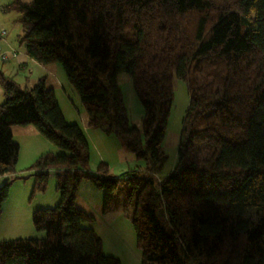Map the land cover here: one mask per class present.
<instances>
[{"label": "trees", "instance_id": "1", "mask_svg": "<svg viewBox=\"0 0 264 264\" xmlns=\"http://www.w3.org/2000/svg\"><path fill=\"white\" fill-rule=\"evenodd\" d=\"M6 10L20 16L26 55L60 65L87 126L118 138L147 176L114 178L102 162L89 171L87 140L45 79L27 88L0 73V177L18 160L12 127H32L66 153H46L29 168L33 193L56 173L58 205L31 215L44 238L0 242V264H121L83 227L94 222L76 206L83 180L102 191L103 213L130 184L141 264H264V0H11ZM120 73L142 108L141 131L128 125ZM173 78L189 105L175 167L160 179ZM9 187H0V214Z\"/></svg>", "mask_w": 264, "mask_h": 264}, {"label": "rangeland", "instance_id": "2", "mask_svg": "<svg viewBox=\"0 0 264 264\" xmlns=\"http://www.w3.org/2000/svg\"><path fill=\"white\" fill-rule=\"evenodd\" d=\"M21 1L28 3L30 0ZM10 3L11 0H0V29L5 31L6 35L3 37L4 40L9 41L10 45L13 47L21 49L19 38L22 32L18 22L20 16L16 11L6 10V7ZM52 66L58 68L59 71L57 72L54 70L53 76L48 75L46 87L55 89L56 97L61 103L62 110L69 121H73L68 113L72 115L70 109L72 110V103H74V111L82 114L87 124L86 111L74 89L67 82L61 66L58 64H53ZM28 71L29 70L26 69L25 73L29 81L23 82L21 87H32L37 82V79L44 75V73L35 70H33L31 74H28ZM22 76L21 72H19L16 78H14V81L20 82ZM116 84L126 109L128 125L141 131L143 111L133 92L130 77L125 73H120L116 78ZM64 91L66 92L65 94ZM172 92L173 104L165 130V137L161 145L162 151L167 159L157 174V177L160 179L166 177L175 167L182 120L189 105V96L183 82L173 78ZM1 96L0 101L3 103V96ZM74 114L76 121L80 123V117H78L75 112ZM24 128L26 127L15 126L11 128L13 141L19 146L18 160L14 173L8 175L12 176V178L9 177V182H4L5 180L2 179L0 180V187L6 183L10 184L8 198L1 206L0 242L17 239H43L44 234L36 232L32 227L31 215L35 210L54 208L59 202V194L56 191V173L53 171L49 172L50 177L44 192L33 193L35 172L29 171V168L38 157H40H33L32 153L34 148L41 151L43 146L47 148L51 146V148L56 150L58 155H65L66 153L56 149L42 137H33L23 134L21 130H24ZM27 128L28 130H33L31 127ZM97 132H99L97 133L99 138L96 136L92 139L89 138L90 142H88L89 171L94 173L97 166L102 162L107 165L109 175L114 178H121V180L131 178V181L135 182L147 176L145 173V163L143 161H136L118 138L106 136L100 130H97ZM201 147L202 146H199L197 148ZM135 174L137 178L133 179L132 176ZM81 183L91 187V185L84 180ZM129 187L130 184L126 182L121 184V191L118 192L117 195L118 205L114 210L107 213L102 212V201L100 203L103 197L102 191L95 189L96 192L100 194L99 202H95V205H97L94 209V211L97 210L94 212L96 218L94 222L85 224L83 227H94L97 235L102 241L103 254L105 256H113L117 258L121 264H141V254L136 248L135 235L130 222V215L134 204L128 205L127 193L125 192ZM78 192L77 205L79 207H84L82 206L84 188L79 186ZM105 222H109V226H105L107 225L104 224Z\"/></svg>", "mask_w": 264, "mask_h": 264}, {"label": "crops", "instance_id": "3", "mask_svg": "<svg viewBox=\"0 0 264 264\" xmlns=\"http://www.w3.org/2000/svg\"><path fill=\"white\" fill-rule=\"evenodd\" d=\"M0 41H1L0 42V51L5 52L7 54V56L9 57V59L6 62H1L0 61V73L4 77L10 78V79H12L14 81V78H16V76L19 74V72H21V74L23 75L22 76V80L20 82H15L14 81L18 85L21 86V84H23V82L25 83L26 81H29L28 76H26L27 74L25 73L26 69L29 70L28 71V74H31L33 72V70H35L37 72L39 71L40 73H44V75H42V77H39L38 76L39 77L38 79L44 78L45 79V84H46V81L48 79V75L53 76L54 75V73H53L54 70H56L57 72L59 71L58 68H55L52 65L42 66V65L36 63L35 61H33L32 59H30L26 55L23 46L20 45L22 48L21 49H17L15 47H13L12 45H10L9 41L4 40L3 37L0 38ZM49 89H52L53 90L54 95H55V98H56V101L58 103V107H59V109H60V111H61V113H62L65 121L67 123H70V124H76L80 128V130L82 131L84 137L87 140V143L90 142L89 141L90 140L89 138L92 139V138H95V136L99 138V135L97 134L99 132H97V130H95V129L89 128L87 126V124H86V121L84 120L85 118L83 117V115L80 114V113H77L76 111H74V109H75V107H74L75 105L73 106L74 103H72V110L70 109L72 115H70L68 113V115L70 116V118H72L71 120H73V121H69L67 119L64 111L62 110L61 103L58 101V99L56 97L55 89L54 88H49ZM65 93L66 92L64 91V94ZM1 95L3 96L2 90L0 89V96ZM3 101H4V99H3ZM1 104H2V101H0V105ZM74 112L77 114L78 117H80V120H81L80 123H78L76 121V117H75ZM73 118H75V119H73ZM71 122H73V123H71ZM21 132L23 134L30 135V136H33V137H35V136L36 137H41L34 129L33 130H28L27 127L24 128V130H21ZM12 136H13V134H12ZM46 152H49V154L58 155L57 152H56V150H54L53 148H51V146H49V148H47L46 146H43V149L41 151H39L36 148H34L32 155H33V157L37 158L38 156H42V155L46 154ZM9 177L12 178V176L5 175V176L0 177V180L2 179V180H5L4 182H9L8 181ZM49 177H50V175H49ZM79 186H81L82 188H84V198H82L83 199L82 200V204H83L82 206H84V207H79L77 205V203H78V200L77 199H78L79 192L77 193L76 206L79 209H81L82 211L86 212L87 214L93 216L94 217V221H95L96 215H95L94 212L97 211V210L94 211L95 207L97 206V205H95V202L96 203L99 202V196H100V194H99V192H96L95 188L92 187V186H91L92 187L91 188L90 186H86V184H82V183H80ZM94 200H96V201H94ZM101 201H102V199L100 200V203H101ZM104 224H107L105 226H109V222H105ZM87 228L92 229L97 234V232L95 231L94 227L89 226ZM102 252H103V244H102Z\"/></svg>", "mask_w": 264, "mask_h": 264}, {"label": "built area", "instance_id": "4", "mask_svg": "<svg viewBox=\"0 0 264 264\" xmlns=\"http://www.w3.org/2000/svg\"><path fill=\"white\" fill-rule=\"evenodd\" d=\"M5 31L3 29H0V38L4 37ZM9 59V57L7 56V54L5 52L0 51V61L1 62H6Z\"/></svg>", "mask_w": 264, "mask_h": 264}]
</instances>
